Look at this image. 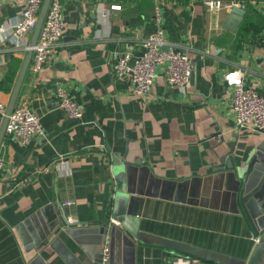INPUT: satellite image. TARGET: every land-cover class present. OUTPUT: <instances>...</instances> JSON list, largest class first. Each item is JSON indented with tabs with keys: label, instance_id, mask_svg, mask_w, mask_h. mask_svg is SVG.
I'll use <instances>...</instances> for the list:
<instances>
[{
	"label": "crops",
	"instance_id": "obj_1",
	"mask_svg": "<svg viewBox=\"0 0 264 264\" xmlns=\"http://www.w3.org/2000/svg\"><path fill=\"white\" fill-rule=\"evenodd\" d=\"M164 1L165 40L187 54L191 78L180 93L158 68L150 94L140 96L112 65L125 45L141 55L155 0H63L61 43L39 73L29 61L16 103L36 114L44 136L23 145L5 134L0 146V264H97L99 229L125 212V186L138 216L126 217L130 233L114 226L121 233L112 253L133 248L140 264H167L166 256L251 260L257 244L228 196L222 167L229 159L245 166L264 135L236 126L223 74L240 70L244 85L264 95V0H218L216 11L206 0ZM240 4L236 32L224 30L230 6ZM114 5L120 10L103 18ZM24 6L0 0V26L11 29ZM3 36L0 99L7 106L28 51ZM57 87L81 106V120L65 116ZM259 155L256 177L264 171ZM112 227L103 237L111 239Z\"/></svg>",
	"mask_w": 264,
	"mask_h": 264
},
{
	"label": "built area",
	"instance_id": "obj_2",
	"mask_svg": "<svg viewBox=\"0 0 264 264\" xmlns=\"http://www.w3.org/2000/svg\"><path fill=\"white\" fill-rule=\"evenodd\" d=\"M43 2L44 0H25L24 9L12 28L0 26V33L4 34V39L11 38L17 47L32 52L29 67L32 74L39 73L47 66L50 56L61 43L64 29L63 0H51L37 41L34 46H30L27 38L33 33ZM164 2V0H155L152 16L154 30L142 39L141 55L133 57L130 46L125 45L115 57L112 65V72L116 78L127 77L129 79L131 93L134 95L148 96L150 94L158 78V68H162L168 88L176 89L180 93L186 92L191 78L192 65L187 54L181 52L175 44L165 40L162 17ZM205 4L215 11L221 7V2L218 0H206ZM111 10H120V6L114 5L109 9H104L101 16L107 17ZM223 81L230 90L231 110L236 126L251 128L264 135V95L244 85L243 73L240 70H227L223 74ZM2 93L0 87V98ZM55 94L58 105L67 118L82 119L81 106L68 97L64 88L57 87ZM5 111L6 105L0 99V118L4 117ZM5 134L25 145L32 140L43 138L44 130L36 114L25 103H19L15 105L8 117ZM61 161L63 158L59 160L60 163ZM42 171L46 172L47 168ZM68 223L72 225L77 221L69 219ZM108 225L109 227L119 226L120 223L116 218H111ZM253 241L257 243L258 238H253ZM163 260L167 264H213L198 258L183 256H166ZM110 261L111 242L109 234H106L100 245L98 264H111Z\"/></svg>",
	"mask_w": 264,
	"mask_h": 264
},
{
	"label": "water",
	"instance_id": "obj_3",
	"mask_svg": "<svg viewBox=\"0 0 264 264\" xmlns=\"http://www.w3.org/2000/svg\"><path fill=\"white\" fill-rule=\"evenodd\" d=\"M51 0H44L38 21L36 26L33 30L32 39L30 42V46H34L40 29L42 27L44 18L46 16L49 4ZM230 2H256L259 0H228ZM246 6L244 4H240V6L232 5L230 6V10L228 11L227 18L224 22L223 29L236 32L237 28L239 27L240 23L242 22L243 15L245 13ZM32 52L29 50L24 60L22 67L19 71L17 76L14 88L11 92L8 105L6 106L5 115L2 118V123L0 127V146L2 144L4 135H5V128L8 122V117L10 116L11 112L13 111L18 96L20 93V89L24 80V77L27 72L29 61L31 60ZM259 154L264 155V138L263 140L254 148V151L251 152L247 163L245 166L240 167L234 161L232 162L231 159L227 161L226 166L222 167L223 178H225V182L228 186L229 193L228 196L231 197L232 202L236 208V213L241 212L248 223L253 238H258L257 246L254 255L252 256L251 260L248 264H259L262 256L264 255V171L256 177L257 166L261 164L263 158L260 157ZM254 180L256 182L254 183ZM252 185V186H250ZM262 196L259 194L262 192ZM126 193V195L124 194ZM133 192L130 191L127 186L123 190L122 196L124 197L122 200V207H125V212H122L120 216H118L117 220L119 223L128 229L129 233L131 230L126 227L127 218L129 216L137 215L136 209L134 208V203L130 198V195ZM128 195V196H127ZM253 203L255 205V210L252 212L250 209V204ZM108 228L103 227L99 229L100 233V241L102 242L103 234L107 232ZM109 233L111 236V264H140L136 258L135 251L133 248H126L123 250L122 253H119L118 250L113 251L112 253V240L113 238L119 237L121 231L120 228L112 227L109 229ZM113 258V261H112ZM113 262V263H112ZM99 263V255L98 261Z\"/></svg>",
	"mask_w": 264,
	"mask_h": 264
},
{
	"label": "trees",
	"instance_id": "obj_4",
	"mask_svg": "<svg viewBox=\"0 0 264 264\" xmlns=\"http://www.w3.org/2000/svg\"><path fill=\"white\" fill-rule=\"evenodd\" d=\"M14 76V74H12Z\"/></svg>",
	"mask_w": 264,
	"mask_h": 264
}]
</instances>
